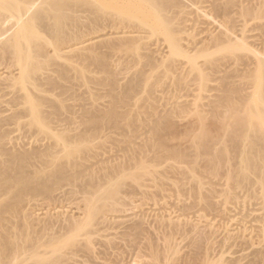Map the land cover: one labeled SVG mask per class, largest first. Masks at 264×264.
<instances>
[{
	"label": "rangeland",
	"instance_id": "374dc122",
	"mask_svg": "<svg viewBox=\"0 0 264 264\" xmlns=\"http://www.w3.org/2000/svg\"><path fill=\"white\" fill-rule=\"evenodd\" d=\"M99 1L107 9L100 13L102 27L112 24L116 15L112 8L125 7L132 17L123 16L126 10L117 8L118 16V12L123 13L117 17L123 16L120 19L125 21L118 19L122 28L118 32L109 29V34L88 36L94 26L90 31L82 26L88 34L81 63L85 65L75 66L85 69V76L77 78L70 73L66 82L70 93L63 96L66 108L58 114L51 110L48 117L55 115L48 126L28 124L30 118L16 122L15 116L22 111L17 115L18 111L5 103L12 96L2 98L0 94V101H4L1 107L12 110L0 109V119L14 118L3 125L0 121V211L6 218L3 223L10 221L0 225V242L8 227L15 231L9 226L12 221L24 224L25 219L27 225L34 224L35 230L51 218L56 219L57 226L68 217L88 218L83 209L88 212L85 205L97 198L91 196L95 191L118 189V206L114 210L107 207L94 219L98 225L93 240L84 237V241L90 238L95 253L88 256L84 249L72 260L68 257L70 264H154L155 257L163 253L169 264H264V150L260 153L264 146H256L258 153L253 144H235L232 132L227 130L230 125L237 127L233 123L239 124V116L257 126L264 116L261 80L253 86L246 83L250 76L241 74L255 64V72L264 69L261 65L258 71L260 62L255 57L256 52L264 50V0H176L183 12L176 10L177 18L173 9L163 14L167 19H177L173 27L168 25L173 32L166 31V23H159L151 8L149 11L147 7L150 14L142 10L141 2L135 5L119 0L118 5L116 0ZM133 5H140L142 12L133 10ZM247 9L259 13L247 25L245 35L250 39L246 44L239 41L212 48L208 42L195 46L197 39L210 40L230 27L242 37L239 18ZM80 16L78 25L83 22L81 25L90 26L89 20L95 18L89 12ZM8 22L12 26L16 19ZM144 26L149 30L141 29ZM143 31L148 34L143 35ZM235 58L244 62L235 63ZM246 61L252 65L248 67ZM0 68L2 74L4 69ZM244 82L243 91L249 92L243 94ZM249 85L254 90H248ZM60 94L58 90L48 98L57 101ZM233 100L239 106L241 100L244 105L248 102L242 106L247 110L242 109V113L239 107L240 113L232 116L229 108ZM94 117L102 118L99 126L92 123ZM10 154H27L34 159L32 164L20 167ZM217 165L218 171L211 169ZM141 167L146 174L142 175ZM57 173L67 180L61 182L51 176ZM131 175L138 179L134 181ZM122 181L125 184L119 187ZM135 227H141L140 231L132 230ZM151 245L160 247L161 254L155 253L157 247L150 249Z\"/></svg>",
	"mask_w": 264,
	"mask_h": 264
},
{
	"label": "bare ground",
	"instance_id": "6f19581e",
	"mask_svg": "<svg viewBox=\"0 0 264 264\" xmlns=\"http://www.w3.org/2000/svg\"><path fill=\"white\" fill-rule=\"evenodd\" d=\"M128 1H129V4L133 2L132 4H135V5L139 4L141 2L140 5L143 6L142 7L143 9L142 8L138 9L140 5L139 6L137 5L138 8H136L134 5L131 7V8H133V7L136 8L138 10V12H140L141 9L148 11L151 8L150 9L151 11L150 10L149 11L150 12L154 11L153 13L156 14L155 16H157V18L160 19V21L158 20L159 23H162V25L164 23H166V24H164V26L166 25L165 27H168V25H170V26L172 25V27H173L176 24L177 19H175V18H177L176 16H177V14L179 15V12L177 14L175 12H176V10L179 11L180 10L179 8H181V6H182L176 0H126V2H128ZM118 2H119V0H116V4L119 5ZM179 2H182V1H179ZM185 2H186V0H185ZM103 4H104V2L102 3L99 0H0V67H3L4 71H5V69L8 70V71H6V77H5V75L3 77L4 71L1 72L2 74H0V94H1V97H2V95L3 96L4 95L12 96V98L10 100L7 99L8 101H6L5 98L3 100H5V103H8V105L12 108V110L16 109L13 111H15V112L18 111L16 113L17 115L21 114V113L23 114V115L22 114L19 115L18 117L15 116V114L12 115V117L15 116L16 122L21 123V121L23 119L30 118L29 121H31V122H29L28 124L35 123L39 127H45V126H48V124L50 122H52L53 119L51 120L50 117L53 118L55 113L58 114V111L64 110L66 108L65 103H64L65 97H63V96L68 95L70 93L71 88L66 86V82H69V79H70V75H71L70 73L75 74V76L77 78L78 77L83 78L85 76V69H81V67H80V69H78V67L75 66V64H77V63L80 64V66L83 64L85 65V63L81 64L82 62H84L82 59L85 58V56H84V54H85V41H86V40H84L85 35L87 36L88 34H90L88 36H91V35H95L98 33L106 32L109 29H110V32H111V30H114V29H116L118 32L122 28L121 23L118 19L123 18V16H128L127 14L129 12L127 11V9L125 7H124V9L126 11L124 12V15H123L122 12L124 11V9L122 7H121L122 8L121 9L119 6V8L122 10V12L121 13L118 12V14L123 15L120 18H118L120 15L119 16L117 15V11H118L117 8L118 7L114 8V9L112 8V10L116 9V11H114V12H116V15L112 16V18H113L112 24H110L111 23L110 22L109 23L110 26L105 24L102 27L103 24L101 25L100 23L103 21V16H100L101 15L100 13L107 12L106 11L107 9L104 7ZM183 6H185V5L183 4ZM147 7H149L148 10H147ZM131 8L128 7L129 10ZM134 8H133V10H134ZM136 9H135V11H136ZM171 9L174 10V12H172V13L173 14L175 13V18L174 19L173 18L167 19V17L165 18L163 14H166V12L171 10ZM182 9H183V7H182ZM133 10L131 9L130 11L133 13ZM251 10H249V9L243 10V12L240 13V18H239L240 23L243 24L242 25V28H243L242 31L243 32L241 31L242 37L237 34V31L234 28L230 27L227 30L225 28L224 33H222L220 36L217 35L218 37H215V38L213 36V38L210 40H206V39H208L206 37H205L206 39L200 40V41H198V39H197V42L196 41L194 42V43H196L195 46L202 45V44H204V46H206V44H208V42H209V46H210V44L212 45L211 46L212 48H216V46H220V45L222 46V45H226V44L228 46L235 45L236 43L239 44V41H240V43L242 42V44H246V41L250 38H249V36L245 35L248 33L245 30L247 29V31H248L247 25L252 19L257 17V11H258V10H256V12H255V11H251ZM149 11L147 13H149ZM85 12H89L92 15H94V17H95L94 19L92 18L93 20L92 19H91V21L89 20L90 26L89 25L86 26L85 24L81 25L83 22H81V24L78 25V23H79L77 21L78 18L81 17L80 16L81 14L82 15L85 14ZM182 12H183V10L182 11L180 10V14ZM225 12H227V10ZM147 13H145L146 16H147ZM168 13L171 14L170 12H168ZM258 13H259V11H258ZM149 14H148V16H149ZM227 14H229V13H227ZM153 15H151V17ZM77 16H78V18H77ZM129 16H131V15H129ZM11 18H15L16 22L12 26L11 25L8 26L7 25V24H9L8 21ZM79 20H80V18H79ZM120 20L125 21V19H120ZM132 21L133 20H131L130 22H132ZM234 22H235V20H234ZM135 23L136 22H134L133 24L135 25ZM143 24L144 23H142L141 25L143 26ZM146 24H147V26L149 25L148 22ZM137 25L140 26V23H137ZM82 26H84V28L85 27L87 28L89 26V29H86V28L84 29ZM93 26H94V28H92ZM147 26H144L142 28L139 27V29L140 28L143 29ZM95 27H99V28L96 29ZM130 27L132 28V26H130ZM225 27H227V26H225ZM82 28L84 30H89V31L91 30L90 28H92V31H90V33H88V34H85V32H83L84 30H82ZM151 28H150V30H151ZM210 29L211 28H209L208 30L210 31ZM263 29H264V27L262 28V30ZM148 30H149V28H148ZM172 30L173 29L172 28L170 29V27L166 28L167 32H173ZM137 31H139V30H137ZM139 32L141 33V30ZM144 32L145 31H143V35L146 34ZM107 33H108V31H107ZM113 34H115L114 31H113ZM122 34H124V33H122ZM127 35H129V34H127ZM209 35H211V34H209ZM104 37H106V36L104 35ZM94 38L96 39V37H94ZM128 38H129V36H128ZM133 38H135V37L133 36ZM89 40H91V38H89ZM100 40H101V38L98 41L102 42ZM105 40H106V38H105ZM128 40L130 41V39H128ZM139 40H140V38H139ZM139 40L136 41L137 44L140 43ZM98 41L96 43L99 44ZM122 41H124V40H122ZM126 41H125V43H126ZM96 43H94V44H96ZM125 43H123V44L127 45ZM260 43H262V42L260 41ZM94 44L92 45V47L94 46ZM112 44H111V46H112ZM123 44H120V45H123ZM213 44L215 45V47H213ZM90 45H91V43H90ZM90 45L88 44V46H90ZM124 45H123V47H124ZM135 45H136V43L134 44V46ZM263 45H264V42H263ZM114 47L115 46H112V48H114ZM118 47L122 48V46L121 47L118 46ZM109 48H110V46H109ZM136 48H138V47H136ZM259 48H261V46ZM263 48H264V46H263ZM88 49H90V48H88ZM113 50H115V49H113ZM258 50L259 49L255 50V51H258ZM261 50H262V48H261ZM256 53H257V55H255V57L257 59H259L258 62H260V65L256 66V67H258V71H259V69L264 68L263 67V65H264V50L258 51ZM77 54L80 55L81 58L79 56H77ZM81 54L84 57H82ZM75 55L79 59L80 63L77 62L78 60L75 61L77 59ZM236 59H237V61H235V63L243 61L242 58H235V60ZM80 60H82V61H80ZM246 63H247V61H246ZM251 65H249L247 63L248 67ZM255 65H257V64H255ZM254 66H251L250 69L247 71V73L244 72L245 75L243 73H241V74H242V76H246V74H247V76H250L248 78H250L251 80L244 79V80L249 81V82L247 81L246 83H248V84L251 83L252 85L253 84L255 85L257 82H259L261 80L260 84H261V87H263L264 86V69H263V71L255 72L256 68L254 70ZM259 66H261V68H259ZM82 68H85V66H83ZM251 68H252V70H251ZM246 70H247V67H246ZM253 70L255 73L254 72L252 73ZM239 76H241V75H239ZM246 83H245V88H243V89L241 88L242 91L244 89L246 90ZM252 85L248 86L250 88L247 87L248 90H250L252 88L254 90V87L251 88ZM58 90L61 92V94L58 95L57 101H54L53 99L48 98L50 94H51V96H52V94H53V96H55V94ZM239 91H240V89H239ZM234 92H237V91H234ZM244 92H249V91H243L241 93L244 94ZM45 94H46V96H44ZM263 95H264V93H263ZM249 96H251V95H249ZM243 98H245V97H243ZM246 100H248V99H246ZM236 101H238V100H236ZM241 101H242V103H244L243 100H241ZM241 101L240 100L238 101L239 104ZM3 102L4 101H0L1 111L4 108V107L3 108L1 107V104H3ZM232 102H234V103H232ZM232 102H230V103H232L231 106L229 105L230 106L229 109L232 110L231 114L232 113L235 114V112L238 113L240 111V109H238L239 107L241 108L240 112H242V113L247 110V109L245 110V108H242V106L244 104L241 103L242 105L240 104V106H239L238 103L235 102V100H233ZM246 103H248V102H246ZM246 103H245V105H246ZM262 103L264 104V99L262 100ZM236 104H237V106H236ZM6 107L8 109L10 108L8 106H6ZM46 108L50 109V113L48 110L45 111ZM229 109H228V111H231ZM12 110H10V111H12ZM51 110L54 111L55 113H53V116L48 117L49 115H52ZM20 111H22V112L19 113ZM2 112H4V111H2ZM5 112H7L6 109H5ZM15 112H13V113H15ZM45 112H48L49 114L48 113L46 114ZM261 113L264 114V108L261 109ZM245 114H246V112H245ZM113 116H115V115H113ZM232 116H233V114H232ZM237 118H238V120H237ZM237 118L236 119L234 118V121L235 120L239 121V124H238V122H236V123L232 122L233 124H235V127L236 126L237 127L234 128V126H233V128H231L232 125H230V128L228 127L229 129H227L229 132H232V135H231L232 141L235 144L236 143L241 144L242 142L243 143L247 142L248 144H250V147L253 144V145H255V146H252V147H254V149L256 148V146L259 147L260 149H261V146L263 148V146H264V116L262 117V120L260 121L259 126L252 123V121L249 120L247 117L239 116ZM230 119H232L231 116H230ZM1 120L3 121V119H0V121ZM10 120H14V118L11 119V117H10L9 121ZM101 120H102L101 117H94L92 119V123L95 126H99V123ZM9 121H6V118H5L4 121L1 123L3 125L4 122L6 124V122H9ZM231 121H233V120H231ZM1 123H0V125H1ZM243 143L241 145H243ZM246 146H248V145H246ZM246 146L244 145V147H246ZM259 148H258V151L260 150ZM254 149H252L251 151H253ZM263 150H264V148L260 150V153H262ZM243 151H245V150L243 149ZM255 151H257V148ZM251 153H253V152H251ZM3 155H5V154L3 153ZM7 155H9V153H7ZM51 155L52 154H49L48 156H51ZM177 156L182 157L180 154H178ZM11 159L13 161H15V163L17 165H19L20 167H24L29 163L32 164V161L34 158L32 156L30 157V155H27V154L26 155L14 154ZM211 169H213L214 171H218L219 167L217 165ZM142 170L145 171L146 169H142V167H141L140 172H142ZM143 172H142V175H143ZM147 172H148V170H147ZM51 176H53V177L55 176L58 181L67 180L65 177L61 176L59 173L53 174ZM131 176L136 177V179H134V177L131 178ZM131 176H130V178L133 179L134 181H136L138 179L137 176H135V175H131ZM68 181H70V179H68ZM120 182H121V180H120ZM124 184H125V181H122V183H120V185H118V186L120 187V186H123ZM33 191L36 192L37 190L33 189ZM98 191L99 190L95 191L96 193L91 195V196H96L97 197L96 199L89 201L88 205L87 204L85 205V203H84L85 207H87V209H88L89 214H88L86 208L83 210L86 211L85 214L88 215L87 216L88 218L80 217L78 219L76 218V219L70 220V218L68 217V219L65 218V220L63 222H61L58 219L60 221V223H58L59 226H57L56 219L54 220L51 218L50 221L45 222V223L42 221L44 223V225L40 221L43 219H40L39 221H40L41 225H43V226L40 225L41 229H39L40 227L39 228L37 227L39 230L38 229L32 230L34 228V226H33L34 224L31 225V222L29 225H27V223H25L24 218H25L26 214L23 216L24 218L19 216L20 218L24 219L22 221V222H24V224L21 222L15 223L14 221H12L11 225L13 227L11 225H9V226H10V228L15 227L14 228L15 231L14 232L11 231L12 229L10 230L8 227L7 231L4 230L5 232L3 231L4 233H3V235H1V238L2 237L3 238H2V241L0 242V264H70L69 262L72 260V257L74 258V255L77 256L78 253L81 252L82 250L84 251V249L87 252V253L85 252V254H87V255L88 254L92 255V253H95L93 248H92V246H94V245H92L93 243L91 244V242L88 241L90 238L92 239V235L97 231V229H95V227L98 224L95 225L96 221H94V219H97L96 217L101 216L102 212L105 213L104 210H106L107 207H111L112 210H114L116 208V207H114L117 205V200H116L115 196L118 193V189L108 190V191L105 190V192H104V190H102V191L100 190L99 192L100 193L103 192L102 194L98 193ZM20 194L21 193L19 191L17 193V195H20ZM109 209L110 208H108V210ZM16 214H18V213H16ZM81 216H83V215L81 214ZM78 217H79V215H78ZM55 218H58V217H55ZM4 219H6V218H3V211H0V225L3 223V221H6ZM7 221H9V219ZM45 221H47V220H45ZM9 222H4V223H9ZM35 223H37V222H35ZM35 225H37V224H35ZM7 226H8V224H7ZM32 226H33V228H32ZM54 227H56V228L58 227L57 230L54 229ZM99 227H100V225H99ZM135 228L136 229H132V230L139 229V231H140L141 227H139V228L135 227ZM29 230L30 231L32 230L33 232L32 231L30 232ZM136 236L138 237V235H136ZM84 237H86V238L90 237V238H88V240L85 238V240H87V241H84ZM81 238H82V240H81ZM106 243L108 244L109 242H106ZM124 246H125V244H124ZM153 246H154V244H153ZM153 246L151 245L150 249H154L155 247H157V246H155L154 248H152ZM114 248L116 249V247H114ZM157 248H158L156 250L157 252H155V253H158L157 255H159V254H161L160 253L161 251H159L160 247H157ZM115 249H113V251ZM152 251L153 250H151L150 252H152ZM107 252H108V250H107ZM119 252H120V250H119ZM104 254H106V253H104ZM151 254H154V253H151ZM91 255H88V256H91ZM164 255L166 256V254L163 253V256L159 255V256L155 257L154 264H169V263H167L168 262L167 261L168 256H166L167 257L166 258V257H164ZM69 256H71L70 261H69L70 258L68 259ZM95 256L93 254V258ZM154 256H156V254H154ZM154 256H153L152 261L154 260ZM162 257H164V258H162ZM96 259H98V258H96ZM169 262H170V260H169ZM152 263L153 262H151V264Z\"/></svg>",
	"mask_w": 264,
	"mask_h": 264
}]
</instances>
